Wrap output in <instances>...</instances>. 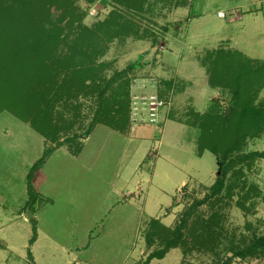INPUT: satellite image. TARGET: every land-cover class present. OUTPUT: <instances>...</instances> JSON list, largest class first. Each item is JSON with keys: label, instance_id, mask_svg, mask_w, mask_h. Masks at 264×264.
I'll use <instances>...</instances> for the list:
<instances>
[{"label": "rangeland", "instance_id": "374dc122", "mask_svg": "<svg viewBox=\"0 0 264 264\" xmlns=\"http://www.w3.org/2000/svg\"><path fill=\"white\" fill-rule=\"evenodd\" d=\"M260 1L0 0V264H264Z\"/></svg>", "mask_w": 264, "mask_h": 264}, {"label": "trees", "instance_id": "16d2710c", "mask_svg": "<svg viewBox=\"0 0 264 264\" xmlns=\"http://www.w3.org/2000/svg\"><path fill=\"white\" fill-rule=\"evenodd\" d=\"M237 54L242 55V54L239 53V52H237ZM137 65H138V62H135V63L131 64L130 66L133 67V68H136ZM45 152H46V151H45ZM45 152H44V154L42 155L43 158H44V156H45ZM43 158H39L38 165L42 163V161L44 160ZM36 163H37V162H36ZM35 165L38 166L37 164H35ZM36 166H35V167H36ZM32 240H34V239L32 238L31 241H32ZM146 263H148V262H146Z\"/></svg>", "mask_w": 264, "mask_h": 264}, {"label": "built area", "instance_id": "2783aa9c", "mask_svg": "<svg viewBox=\"0 0 264 264\" xmlns=\"http://www.w3.org/2000/svg\"><path fill=\"white\" fill-rule=\"evenodd\" d=\"M258 3L260 4V7H264V0H261V1L258 2ZM226 15H231V13L226 14L225 12H223V11H221V10H219V11L217 12V16H223V17H225ZM152 115H155V113H153Z\"/></svg>", "mask_w": 264, "mask_h": 264}, {"label": "crops", "instance_id": "0c3cea01", "mask_svg": "<svg viewBox=\"0 0 264 264\" xmlns=\"http://www.w3.org/2000/svg\"><path fill=\"white\" fill-rule=\"evenodd\" d=\"M219 11V10H218ZM240 17L239 18H236L237 16L235 15V19L237 20V19H241V14L239 15Z\"/></svg>", "mask_w": 264, "mask_h": 264}]
</instances>
